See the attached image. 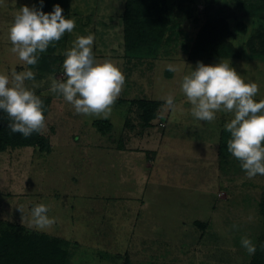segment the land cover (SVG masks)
Instances as JSON below:
<instances>
[{
	"label": "rangeland",
	"instance_id": "1",
	"mask_svg": "<svg viewBox=\"0 0 264 264\" xmlns=\"http://www.w3.org/2000/svg\"><path fill=\"white\" fill-rule=\"evenodd\" d=\"M124 1L69 0L62 15L74 19L76 27L40 53L55 68L48 73L43 64L39 69L21 62L8 39L20 8H37L45 0H0V72L33 71L35 79L26 80V87L50 101L41 132L49 152L37 147L0 152V221L67 241L66 264H248L252 255L241 237L257 246L264 236L258 205L264 175L248 177L228 152L226 124L233 114L197 120L181 83L197 62L214 66L230 60L246 82L259 85L256 101L264 99V59L245 45L252 28L232 37L238 58L189 61L180 43L195 36L204 0H168L178 42L162 45L154 55L130 53L123 41ZM224 1L216 6L233 26L244 13ZM88 34L95 36L94 56L116 61L125 76L107 119L78 114L50 91L53 78H64V53ZM169 95L183 111L167 106ZM137 100L161 103L148 127L142 125ZM95 120L111 123L109 133L92 127ZM38 204L47 205L48 216L55 218L50 229L30 226V211Z\"/></svg>",
	"mask_w": 264,
	"mask_h": 264
},
{
	"label": "clouds",
	"instance_id": "2",
	"mask_svg": "<svg viewBox=\"0 0 264 264\" xmlns=\"http://www.w3.org/2000/svg\"><path fill=\"white\" fill-rule=\"evenodd\" d=\"M62 13L59 5H54L48 14L35 6L21 7L8 31L10 52L25 65H37L40 53L76 27L75 20L65 18ZM94 39V34L79 36L66 50L64 78H53L50 91L62 96L78 114L107 119L123 90L125 76L116 61L98 60L94 56ZM190 69L182 78L181 91L190 104L191 115L197 120L212 122L218 112L232 113L233 118L226 124L231 134L228 152L240 162L248 177L264 175V99L259 102L255 99L259 85L246 82L230 66V60H221L214 66L197 62L195 70ZM34 79L35 73L31 70L0 72V110L8 115L11 131L25 138L46 128L44 102L25 85L26 80ZM166 103L174 111L177 108L183 111L171 95ZM48 212L45 204L32 207L30 226L40 231L50 229L55 218H50ZM241 246L250 256L256 252L255 244L248 237H241Z\"/></svg>",
	"mask_w": 264,
	"mask_h": 264
},
{
	"label": "trees",
	"instance_id": "3",
	"mask_svg": "<svg viewBox=\"0 0 264 264\" xmlns=\"http://www.w3.org/2000/svg\"><path fill=\"white\" fill-rule=\"evenodd\" d=\"M69 0H45L44 5L37 6L48 14L54 5H59L65 14L69 11ZM218 0H204V18L197 27L190 43H180V48L189 61H209L220 58H238L240 52L232 44L234 34L244 36L248 28H252L246 38L245 45L249 53L264 59V0H225L224 4L235 5L244 16L231 25V18L225 10L216 6ZM168 0H125L122 18L124 47L127 52L154 55L162 45L173 46L178 42L179 34L175 29V20L169 13ZM178 13H181L180 11ZM249 18L251 22H247ZM43 64L48 73H54L45 58H40L37 65ZM40 69V67H38ZM44 102V116L48 113L49 98L35 93ZM140 110L142 125L148 127L155 118L160 107L159 101H134ZM8 115L0 110V152L9 148L37 147L49 152V140L41 133H33L25 138L9 128ZM107 120H95L92 123L99 133L106 135L111 130ZM264 216V194L258 203ZM200 225V224H199ZM69 244L58 237L36 232L26 227L0 221V264H66ZM248 264H264V236L258 241L256 252Z\"/></svg>",
	"mask_w": 264,
	"mask_h": 264
}]
</instances>
